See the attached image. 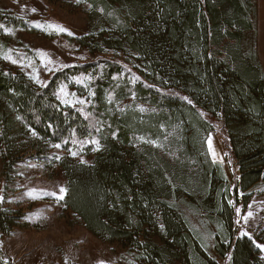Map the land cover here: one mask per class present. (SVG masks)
Masks as SVG:
<instances>
[{
    "label": "trees",
    "instance_id": "1",
    "mask_svg": "<svg viewBox=\"0 0 264 264\" xmlns=\"http://www.w3.org/2000/svg\"><path fill=\"white\" fill-rule=\"evenodd\" d=\"M87 1L98 16L97 45L129 64L69 65L36 87L0 63L5 166L21 138L60 145L51 160L66 180L65 207L141 264H217L182 202L216 225L218 255L264 264L259 237L239 235L237 226V209L264 183V70L248 35L257 34L255 0ZM0 25V37L36 30L2 11ZM86 40L79 42L93 51ZM62 87L85 105L62 103ZM217 123L226 159L239 169L233 183L207 151Z\"/></svg>",
    "mask_w": 264,
    "mask_h": 264
},
{
    "label": "rangeland",
    "instance_id": "2",
    "mask_svg": "<svg viewBox=\"0 0 264 264\" xmlns=\"http://www.w3.org/2000/svg\"><path fill=\"white\" fill-rule=\"evenodd\" d=\"M255 5L257 34L248 35L256 44L264 70V0H255ZM0 11L24 20L36 29H9L0 37V46L5 49L4 52L0 47L1 66L27 76L36 87L43 86L69 65L104 59L118 61L124 66L129 64L122 53L97 45L99 41L94 40L92 34L96 31L98 16L87 0L79 3L76 0H0ZM50 25L62 26L73 35L59 32ZM82 36L87 38L93 51L79 42ZM62 89V103L83 101L81 104L85 105L72 89ZM216 125L206 137L207 151L212 161L222 167L227 181L233 183L239 169L236 163L227 161L225 135L220 123ZM21 140V152L14 157L12 166H5L0 146V264H99L100 261L104 264H141L126 247L93 235L65 207L64 199L57 198L60 188L66 189V180L57 161L51 158L61 154V150L52 144H31L27 138ZM51 192L57 193V197L46 195ZM251 192L249 204L245 209L239 208L237 214L238 234L259 237L256 243L264 244V183ZM180 210L188 217L192 229L203 241L205 251L216 263L231 264L229 255L222 257L215 251L216 225L195 206L182 202Z\"/></svg>",
    "mask_w": 264,
    "mask_h": 264
},
{
    "label": "snow or ice",
    "instance_id": "3",
    "mask_svg": "<svg viewBox=\"0 0 264 264\" xmlns=\"http://www.w3.org/2000/svg\"><path fill=\"white\" fill-rule=\"evenodd\" d=\"M76 2L79 3L80 0H76ZM32 11L35 12L36 9L33 8ZM0 27H3V25H0ZM37 27H42V26L37 25ZM49 27H54V28H56L59 32H68L67 29H65V28H63L62 26H59V25H50ZM68 35H73V33L68 32ZM41 55H46V53H41ZM13 63H15V61H13ZM62 91H63V89H62ZM185 99H187V98L185 97ZM188 102L191 103L190 100H189ZM81 103H83V101H81ZM95 143L97 144V148H98V147H99V143H98V142H95ZM208 143H209V148H210V150H211V137H209V141H208ZM55 147L59 148L60 145H55ZM213 154H214V153H213ZM72 155L75 156V155H77V153L73 152ZM214 155H215V154H214ZM82 162H83V161H82ZM66 191H67V189L61 187L60 190H59L60 195H59L58 197H57V193H55V192L46 193V195L54 196V197H57L59 200H63V199H64V193H66ZM230 203H231V202H230ZM237 212L239 213V209H237ZM249 215H251V213H249ZM245 219H247V217H245ZM244 235H248V233H244ZM256 247L259 248L261 251H264V244H257ZM229 258H231V257H229ZM5 264H6V262H5ZM99 264H104V261H100Z\"/></svg>",
    "mask_w": 264,
    "mask_h": 264
}]
</instances>
